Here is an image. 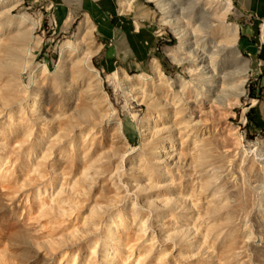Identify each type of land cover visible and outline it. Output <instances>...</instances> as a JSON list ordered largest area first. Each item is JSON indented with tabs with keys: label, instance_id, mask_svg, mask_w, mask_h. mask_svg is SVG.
Here are the masks:
<instances>
[{
	"label": "rangeland",
	"instance_id": "rangeland-1",
	"mask_svg": "<svg viewBox=\"0 0 264 264\" xmlns=\"http://www.w3.org/2000/svg\"><path fill=\"white\" fill-rule=\"evenodd\" d=\"M117 1L111 0V30L125 32L132 38L135 56L121 60L112 56L111 50V63L105 62L101 57L100 38L92 31L95 46H98L92 65L98 71L104 92L121 121L122 132L124 122L129 127L131 124L137 132L136 141L130 143L123 132L126 146L120 143L111 111L102 108H94L101 123L93 120L94 115L82 113L78 114L80 117L62 118L63 105L72 96L70 85H75V81L66 78L65 61L57 77L52 73L59 61V47L66 41H73L83 12H73L70 26H57L53 9L60 0H23L13 15L23 12L33 16L39 14L40 24L35 35L42 36L43 40L34 49L32 59L33 64L43 63L46 71L39 70L33 80H29L27 71L23 70L26 58L22 50L13 57L15 61L10 60L12 57L0 56L8 67L5 74L11 83L10 96H13L5 102L0 98V110L15 111L19 104L29 108L39 102L44 114L43 120L31 121L28 125L26 122H14L18 132L13 134L1 131L3 126L9 125L7 121L0 123V170L6 180L4 186L20 193L24 201L26 199L32 223L39 224L46 231L65 226V232L78 234L79 237L66 243L61 252L65 261L75 256L78 264H107L102 260L100 248L107 233L111 234L118 225V215H121L129 229L123 248L128 251L115 264H154L156 255L162 250L166 253V264H222L212 245L232 239L248 242L236 250L229 264H264V88L259 91L257 100L250 98L252 83L264 77V59L259 57L264 45V24L255 21L251 14L243 12L233 0H229L231 10L225 16L226 23L238 27V50L250 61L245 95L233 109L223 111L212 106L207 113L209 109L206 106L195 111V121L200 117L208 127H212L213 121L220 120L215 133L207 135V139L221 149L217 148L216 153L211 151L206 156L203 151L198 162H195L191 150L196 126L189 121L181 124L187 131L181 151L185 153V159L178 155L179 159L170 165L163 164L161 168L168 166L182 172L179 173L181 184H189V193H193L194 198H177L179 193L170 188L169 200L164 201L166 190L161 192L147 187L143 195H137L129 189L130 183L142 176L138 160L146 158L144 153L149 151V141L161 144L165 138L163 130H158L148 139H142L141 130L149 126L158 127L160 122L155 117L158 111L153 107L147 109L151 100L140 97L143 93L144 97L150 96L149 93L154 94L160 89L152 81L155 73L151 68L156 64L173 79L172 83L178 87L176 93L183 91L182 98L192 104V83L185 72L186 61L176 64L169 55L179 45V37L173 28L182 27L191 35L194 28L196 31H207V28L195 17H178V12L173 9L171 12L178 17V22H164L161 10L151 0H132L122 12L117 11L121 9ZM250 26L255 28L252 38L256 49L254 54L246 50L249 42H239L241 28ZM183 54L187 53L182 51L177 57ZM64 55L69 54L65 52ZM114 72L125 77L142 78L140 83L115 89L110 80ZM178 75L183 77L181 83H178ZM149 110L154 111L152 118L156 125L149 119ZM83 142L92 143L93 148L103 152L105 157L103 163L97 162V167L88 164L92 168L90 174L79 171L80 145ZM124 147L127 152L139 155L136 162L140 167L120 164L119 155ZM34 160L40 165L33 163ZM153 171L155 182L159 175L155 168ZM144 175L148 177L147 173ZM0 202H3L1 198ZM159 204L167 205V210L159 209ZM214 214L216 219H211ZM13 219L0 203V228L15 226ZM87 220H91V224H85ZM161 228L167 230L168 235L173 233L170 239L158 236Z\"/></svg>",
	"mask_w": 264,
	"mask_h": 264
},
{
	"label": "bare ground",
	"instance_id": "bare-ground-1",
	"mask_svg": "<svg viewBox=\"0 0 264 264\" xmlns=\"http://www.w3.org/2000/svg\"><path fill=\"white\" fill-rule=\"evenodd\" d=\"M22 1L0 0V56L12 57L10 60L15 61L13 57L22 50L26 58L23 70L27 71L30 77L29 80H33L36 72L39 70L46 71L43 63L41 65L33 64L32 59V53L34 49L41 45L43 37L35 35V31L40 24L39 14L33 16L23 12L19 15H13V12L21 5ZM151 1L161 10L164 22L168 23L173 20L178 22L177 18L179 16L189 19L195 17V19H200L203 27L207 28L208 32L205 29L196 31L194 28L191 35L186 31L184 32L181 29L182 27L174 26L173 31L179 37V45L177 50H174L175 52H171V54H169V51L167 52L172 62L176 64L181 63L182 60L186 61L185 72L190 76V82L192 83L190 95L192 104H189L187 99L182 98L183 91L176 93L178 87L172 83V78L167 77L156 64L152 65L151 69L154 68L155 73V80L152 81L160 86V89L154 94L149 93L150 96L147 97H144L145 94L143 93L140 98L151 100L147 103V109L153 107L158 111L155 117L160 124L158 127L149 126L147 129L141 130L140 133L143 134L142 139L145 138L146 140L153 136L155 131L163 130L162 133H164L165 138L161 144L149 141L147 149L149 151L144 153L146 158L143 157L138 160L141 162L142 176L139 180L135 179V182L130 183L129 189L137 195H143L147 187L157 188L161 192L166 190L164 201L169 200L170 188L179 193V195H176L177 198L191 196L194 198V194L191 193L190 195L189 193L191 190L189 184H181L182 179L179 178V173L182 172L168 166L163 169L161 166L163 164L170 165L175 159H179L178 155L181 159H185V153H181V151L183 149V137L186 136L187 131L181 124L187 121L196 126L194 128L196 137H194L191 148L195 162H198V158L203 154V151L206 156L211 151L216 153L217 148L221 149L220 146L214 147L211 141L207 139V135L215 133V128L220 120L213 121L212 127H208L202 123L200 117H197L198 119L195 121V111L198 112L199 109L202 110L206 106L209 109L207 113L210 112L212 106L223 111L235 108L240 98L245 95V84L250 73V61L238 50V27L226 23L225 16L231 10L229 0H176L177 3L173 2L174 4L168 0ZM171 9L178 12V17L171 12ZM73 38V41H66L59 47V61L52 73L53 76L57 77L64 66L63 61H65L68 73L66 78L75 81V85H70L72 88L69 91L72 96L63 105L64 115H62V118L80 117L78 114L82 113L85 116L94 115L93 120L101 123V119L96 117L94 108L111 111L117 138L120 143L126 146L121 121L117 117L112 103L110 104L106 92H104L102 79L98 71L92 65V57L97 53L96 47L98 46H95L92 25L88 18L79 22L77 33ZM219 40H223V42ZM182 51L187 54L177 57V54H181ZM65 52H68L69 55H64ZM7 68L0 58V98L4 99L3 102L13 97L10 96L12 95L10 80L5 74ZM141 78V76L125 77L118 72H114L110 76L112 86L115 89L117 86H132L140 83ZM177 78L178 83L183 81L182 76L178 75ZM157 108L160 110H157ZM147 113L150 121L156 125L152 118L154 111L149 110ZM43 114L44 109L39 105V102L32 104L29 108L19 104L15 111L0 110V123L4 124L6 121L9 123V125L3 126L4 130L1 131L10 134L16 133L18 132V126L16 127L14 122H26L28 125L31 121L43 120ZM201 135H204V138ZM171 139L172 141H169ZM80 147L82 155L79 171L83 174H90L92 168L88 167V164L97 167L98 163H103L104 154L94 149L92 143L83 142ZM138 156L132 152H127L124 147V151L119 155L120 164L122 166L140 167L136 162ZM33 163L40 165L36 160ZM152 167L157 170L156 173L159 175L155 182L153 181L154 171ZM144 173H147V178ZM4 183H6V180L0 170V198L3 201L0 203L6 207L8 215L14 218L13 222L15 224V226L0 228V264H78L75 256H71L67 261L61 258V252H63L66 243L76 240L79 237L78 234L65 232L67 230L65 226H58L56 230L46 231L40 228L39 224L32 223L27 213L29 207L26 204V199L24 201L22 195L13 192L12 188H6ZM154 202L157 203L156 200ZM159 205L161 210H167L168 208L167 205ZM173 208L177 210L175 206ZM91 212L94 214V211ZM118 217V225L113 228L111 234L107 233L106 241L103 242L100 248L102 260L107 264H115L118 260H122L123 253L128 251L127 248H125L126 251L123 248L126 246L124 238L127 236L129 229L123 223L124 217L121 215H118ZM220 218H223L222 215ZM211 219H216L215 214ZM85 222V224H91L92 221L87 220ZM168 234L169 232L162 228L158 231V236L163 239H170L173 235V233ZM229 234L232 235V232H229ZM151 237L153 238V236ZM247 242L248 240L236 241L232 239L212 245V249L222 264H229L236 250ZM104 245L105 248H103ZM165 254L164 250L158 253L154 264H166Z\"/></svg>",
	"mask_w": 264,
	"mask_h": 264
},
{
	"label": "crops",
	"instance_id": "crops-1",
	"mask_svg": "<svg viewBox=\"0 0 264 264\" xmlns=\"http://www.w3.org/2000/svg\"><path fill=\"white\" fill-rule=\"evenodd\" d=\"M125 1V2H124ZM132 0H118L117 4L122 12L127 9ZM235 6L247 14H251L255 21L264 24V0H233ZM122 6V7H121ZM82 11L83 19L88 18L92 25V31L97 35L102 46V59L111 63L112 56L125 58L120 51H117L119 44L123 43L126 50L131 53L127 60L135 56L133 40L125 32L111 30V0H60L53 9V17L57 26H70L73 21V12ZM125 58V59H126Z\"/></svg>",
	"mask_w": 264,
	"mask_h": 264
},
{
	"label": "trees",
	"instance_id": "trees-1",
	"mask_svg": "<svg viewBox=\"0 0 264 264\" xmlns=\"http://www.w3.org/2000/svg\"><path fill=\"white\" fill-rule=\"evenodd\" d=\"M254 31H255V28L253 26L241 28V31H240L239 42H244V43L249 42L248 43L249 46L247 47V49L245 47V49L251 54H254L256 52L255 47L252 45V38L254 36ZM117 51H120V53L123 56H125V58L131 55V53H129L126 50V46L123 43L119 44V46L117 47ZM259 57L264 59V45L262 46V49L259 52ZM263 88H264V77H259L255 82L252 83L250 98L257 100L259 98V91ZM128 125L127 123L124 122L123 132L125 136L127 137L128 141L130 143H134L137 139V132L131 124H130L131 127H129Z\"/></svg>",
	"mask_w": 264,
	"mask_h": 264
}]
</instances>
